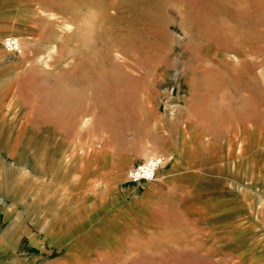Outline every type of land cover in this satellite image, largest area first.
Here are the masks:
<instances>
[{
  "label": "rangeland",
  "instance_id": "rangeland-1",
  "mask_svg": "<svg viewBox=\"0 0 264 264\" xmlns=\"http://www.w3.org/2000/svg\"><path fill=\"white\" fill-rule=\"evenodd\" d=\"M240 1H2L0 56L18 71L6 66L7 78H0L13 85L0 113V168L12 169L11 189L32 203L33 216L46 205L54 213L88 166L95 168L94 189L102 191L98 180L106 173L112 193L122 194L130 166L159 154L151 138L164 133L151 123L177 112L191 82L221 91L230 75L247 73L255 94V49H204L237 45L239 34L185 35L198 7L236 13ZM11 35L21 42L17 55L2 44ZM109 251H100V264H219L188 245Z\"/></svg>",
  "mask_w": 264,
  "mask_h": 264
},
{
  "label": "crops",
  "instance_id": "crops-1",
  "mask_svg": "<svg viewBox=\"0 0 264 264\" xmlns=\"http://www.w3.org/2000/svg\"><path fill=\"white\" fill-rule=\"evenodd\" d=\"M210 9L198 7L185 35L239 34L237 45L204 49H255V94L247 73L230 75L221 91L191 82L177 112L151 123L164 133L151 138L152 153L170 159L152 181L125 178L122 194L112 193L106 173L102 191L94 189L88 166L65 203L56 201L54 213L43 206L35 217L32 203L11 189L12 169L1 167L0 264H100L104 249L167 245L191 246L219 264H264V0L240 1L236 13ZM1 57L0 78H7L3 69L16 62ZM11 85L0 84V113Z\"/></svg>",
  "mask_w": 264,
  "mask_h": 264
},
{
  "label": "built area",
  "instance_id": "built-area-1",
  "mask_svg": "<svg viewBox=\"0 0 264 264\" xmlns=\"http://www.w3.org/2000/svg\"><path fill=\"white\" fill-rule=\"evenodd\" d=\"M6 51L20 53L21 42L18 36H6L2 41ZM169 159L160 154L151 155L148 158L139 161L130 166L126 172V179L129 182L152 181L156 178L160 167Z\"/></svg>",
  "mask_w": 264,
  "mask_h": 264
},
{
  "label": "bare ground",
  "instance_id": "bare-ground-1",
  "mask_svg": "<svg viewBox=\"0 0 264 264\" xmlns=\"http://www.w3.org/2000/svg\"><path fill=\"white\" fill-rule=\"evenodd\" d=\"M67 27H70V24H67ZM55 48H56L55 45H53L51 48H49V51H47L48 52V57L52 55V53L54 52Z\"/></svg>",
  "mask_w": 264,
  "mask_h": 264
}]
</instances>
